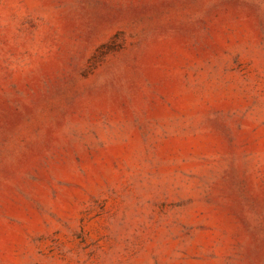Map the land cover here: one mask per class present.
Masks as SVG:
<instances>
[{
    "label": "rangeland",
    "instance_id": "obj_1",
    "mask_svg": "<svg viewBox=\"0 0 264 264\" xmlns=\"http://www.w3.org/2000/svg\"><path fill=\"white\" fill-rule=\"evenodd\" d=\"M0 264H264V0H0Z\"/></svg>",
    "mask_w": 264,
    "mask_h": 264
}]
</instances>
